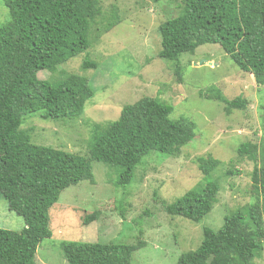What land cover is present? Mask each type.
<instances>
[{
	"label": "trees",
	"instance_id": "16d2710c",
	"mask_svg": "<svg viewBox=\"0 0 264 264\" xmlns=\"http://www.w3.org/2000/svg\"><path fill=\"white\" fill-rule=\"evenodd\" d=\"M160 3L165 0H151ZM9 21L0 25V197L9 210L22 217L26 227L15 232L0 228V264H37L41 243L52 237L50 212L63 191L83 181L95 184L92 162L117 168L113 183L128 188L136 169L147 156L157 153L176 157L197 135L195 122L173 120L174 108L158 97H144L125 105L120 117L106 126L94 125L88 156H81L33 143L21 131L27 117L44 120H77L87 102L95 96L89 80L78 74L53 82L39 79V73H54L91 46V28L102 14L100 0H2ZM110 22V32L121 23ZM162 49L159 57L176 65L182 77L181 57L194 55L207 44H219L239 70L264 86V0H183L178 15L159 27ZM97 69L85 59L82 69ZM210 100L225 105V113L243 110L247 102L229 100L216 88L208 90ZM259 143H243L240 157L256 162L252 186L253 203L227 215L219 230L204 228L196 250L183 253L175 264H256L264 253V117ZM221 161L199 158L204 182L174 203L164 206L173 217L196 224L209 215L221 186L213 173ZM233 174L234 172H228ZM99 213L86 215L85 226L98 220ZM146 242H63L68 264H132L136 251Z\"/></svg>",
	"mask_w": 264,
	"mask_h": 264
},
{
	"label": "rangeland",
	"instance_id": "374dc122",
	"mask_svg": "<svg viewBox=\"0 0 264 264\" xmlns=\"http://www.w3.org/2000/svg\"><path fill=\"white\" fill-rule=\"evenodd\" d=\"M182 1L100 0L102 14L92 24L89 50L54 73H39L40 80L49 82L70 74L84 76L95 96L77 120L27 117L20 130L37 145L87 157L94 125L104 127L116 121L125 105L144 97H158L173 106L171 118L195 122L197 135L176 157L147 156L126 189L113 184L119 176L117 168L93 161L95 184L83 181L69 187L51 210L52 237L39 246L37 264H68L63 242L129 245L140 240L146 246L134 253L132 264H175L183 253L200 246L204 228L219 230L227 215L255 201L252 174L256 162L240 157L238 148L262 138L264 86L258 87L254 76L239 70L219 44L203 45L194 55L184 54L180 80L175 63L159 57V27L180 13ZM117 16L122 22L107 32V25ZM9 18L0 0V25ZM85 59L96 62L98 68L83 70ZM212 87L229 100H245L247 107L227 115L223 103L209 99ZM201 157L221 161L213 173L221 190L213 211L196 224L168 215L164 206L204 182ZM93 212L99 213L98 220L85 226L84 217ZM25 227L24 219L0 197V228L20 232ZM256 264H264V253Z\"/></svg>",
	"mask_w": 264,
	"mask_h": 264
},
{
	"label": "bare ground",
	"instance_id": "6f19581e",
	"mask_svg": "<svg viewBox=\"0 0 264 264\" xmlns=\"http://www.w3.org/2000/svg\"><path fill=\"white\" fill-rule=\"evenodd\" d=\"M156 28V27H155ZM237 67V66H236Z\"/></svg>",
	"mask_w": 264,
	"mask_h": 264
},
{
	"label": "water",
	"instance_id": "95a60500",
	"mask_svg": "<svg viewBox=\"0 0 264 264\" xmlns=\"http://www.w3.org/2000/svg\"><path fill=\"white\" fill-rule=\"evenodd\" d=\"M209 64H211V63H209Z\"/></svg>",
	"mask_w": 264,
	"mask_h": 264
}]
</instances>
